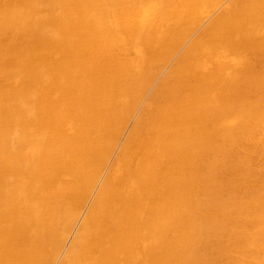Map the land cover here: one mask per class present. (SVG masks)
I'll use <instances>...</instances> for the list:
<instances>
[{"label": "bare ground", "instance_id": "bare-ground-1", "mask_svg": "<svg viewBox=\"0 0 264 264\" xmlns=\"http://www.w3.org/2000/svg\"><path fill=\"white\" fill-rule=\"evenodd\" d=\"M0 264H264V0H0Z\"/></svg>", "mask_w": 264, "mask_h": 264}]
</instances>
